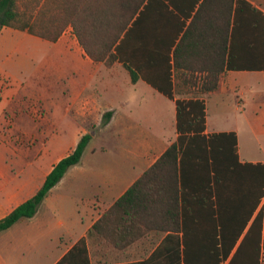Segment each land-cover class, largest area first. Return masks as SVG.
Instances as JSON below:
<instances>
[{
	"label": "trees",
	"instance_id": "1",
	"mask_svg": "<svg viewBox=\"0 0 264 264\" xmlns=\"http://www.w3.org/2000/svg\"><path fill=\"white\" fill-rule=\"evenodd\" d=\"M150 1L0 0V31L11 28L57 43L72 28L86 56L107 67L121 63L133 84L143 79L174 100V73H185V85L197 88L192 93L196 100H176L178 140L93 228L112 222L118 232L145 228L166 234L149 258L118 264H263L264 208L248 225L264 200V164L240 162L233 132L205 135V104L199 96L216 91L226 69L264 70V15L244 0H205L199 12L210 11L216 21L220 18L224 42L220 49L209 52V66L192 67L179 61L186 56L182 45L172 59L177 38L169 31L158 36L149 30L141 33ZM162 9L168 11L169 6L163 3ZM251 28L258 35V65L241 66L236 60L243 52L237 50L236 40L240 31ZM196 73L205 76L198 78ZM111 116L109 112L104 118ZM91 140L90 134L81 137L73 152L54 165L36 195L0 220V232L37 214L52 189L82 163ZM113 245L122 249L134 244ZM57 264H90L86 240Z\"/></svg>",
	"mask_w": 264,
	"mask_h": 264
},
{
	"label": "crops",
	"instance_id": "2",
	"mask_svg": "<svg viewBox=\"0 0 264 264\" xmlns=\"http://www.w3.org/2000/svg\"><path fill=\"white\" fill-rule=\"evenodd\" d=\"M204 1L151 0L149 11L143 16L145 23L141 33L147 34L149 30L158 36L169 31L177 38L172 48V59L173 52L182 45L186 56L179 60L181 64L192 67L209 66L211 61L209 52L221 48L225 35L220 18L216 21L214 13L199 12ZM244 1L264 15V0ZM163 3L169 6L168 11L162 9ZM234 17L235 13L232 17V28ZM66 33L56 44L65 38ZM258 42V35L256 32L253 34L252 28L246 32H239V38L236 40L239 46L237 50L243 52V55L237 57L238 65H258ZM75 43H78L77 40ZM76 51L85 63L91 65L94 69L91 76L94 75L98 65L103 63H94L86 56L80 45ZM195 75L201 78L205 73ZM186 77L185 73L179 76L174 73L173 78L174 82L177 78L182 86L189 89L184 83ZM139 81L145 82L143 79ZM111 92L106 105L112 116L101 129L100 137L93 136L89 145L96 139L103 138L104 142L99 147L92 146L90 150L88 145L82 163L68 171L40 205L33 218L21 220L10 229L0 232V264H57L81 240H86L90 264H118L121 260L137 262L149 258L166 237V234L145 228L138 232H118L112 222L98 230L93 228L157 162L170 145L178 140L176 100H196L197 97L185 98L175 95V99L170 100L162 94L175 105V133L174 136H169L164 115L158 117L155 130L147 128L132 114L131 108L136 106L131 101L134 96L124 90L112 89ZM231 92H237L240 96V104L243 105L240 117L229 125L224 119L210 120L208 100L216 97L223 101ZM150 95L156 97L154 92ZM94 97L92 94H85L76 101L77 121L81 126L79 130L83 132L80 133V138L86 135L90 120L96 125L100 124L93 118L97 113L92 109L97 105ZM199 97L205 104V135L209 137L212 134L233 132L237 136L240 162L264 164V70L226 69L220 77L218 89ZM164 103L166 104L163 100L154 103L157 110L163 114ZM87 151L90 156L85 163ZM108 152L113 153L110 155ZM64 157L57 160L54 165ZM24 164L25 160L18 157L12 160L10 165L6 159H0V220L35 196L54 167L53 165L43 176L40 183L35 184ZM150 185L154 187L153 183ZM261 207L257 209L248 227ZM116 225L127 226L124 222H117ZM114 242H133L134 245L119 249L113 245Z\"/></svg>",
	"mask_w": 264,
	"mask_h": 264
},
{
	"label": "rangeland",
	"instance_id": "3",
	"mask_svg": "<svg viewBox=\"0 0 264 264\" xmlns=\"http://www.w3.org/2000/svg\"><path fill=\"white\" fill-rule=\"evenodd\" d=\"M3 29L0 31V159H6L9 165L17 157L24 159V167L35 184L79 143L83 132L79 130L76 101L82 95L92 94L97 101L92 108L97 112L93 118L100 124L90 120L86 131L92 137L99 138L105 126L104 115L110 112L106 100L112 89L134 96L131 101L136 106L131 108L132 114L145 127L155 130L158 117L164 115L167 133L174 136L175 105L143 81L134 85L120 63L112 67L99 64L91 76L94 69L77 53L79 45L75 43L72 28L65 32L59 44L26 32ZM175 84L177 97H193L192 93L197 92L182 86L177 78ZM151 92L156 94L155 98ZM158 100L166 102L162 107L164 114L154 105ZM207 108L210 120L224 119L229 125L240 117L243 105L237 92H231L223 101L212 97ZM103 142V138L94 140L89 150ZM88 152L85 163L90 156ZM261 206L264 208V200Z\"/></svg>",
	"mask_w": 264,
	"mask_h": 264
}]
</instances>
